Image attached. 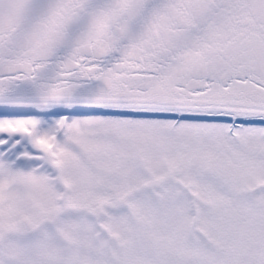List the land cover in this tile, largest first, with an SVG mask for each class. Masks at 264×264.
Wrapping results in <instances>:
<instances>
[{
  "label": "snow or ice",
  "instance_id": "1",
  "mask_svg": "<svg viewBox=\"0 0 264 264\" xmlns=\"http://www.w3.org/2000/svg\"><path fill=\"white\" fill-rule=\"evenodd\" d=\"M0 264H264V0H0Z\"/></svg>",
  "mask_w": 264,
  "mask_h": 264
}]
</instances>
